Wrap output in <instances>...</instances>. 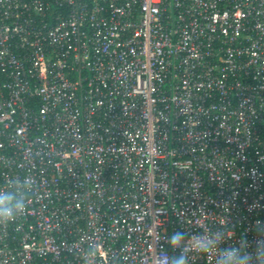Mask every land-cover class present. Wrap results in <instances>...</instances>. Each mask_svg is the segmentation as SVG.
Returning a JSON list of instances; mask_svg holds the SVG:
<instances>
[{
    "label": "built area",
    "instance_id": "2783aa9c",
    "mask_svg": "<svg viewBox=\"0 0 264 264\" xmlns=\"http://www.w3.org/2000/svg\"><path fill=\"white\" fill-rule=\"evenodd\" d=\"M0 264H156L264 239V0H0ZM191 264H215V251Z\"/></svg>",
    "mask_w": 264,
    "mask_h": 264
},
{
    "label": "clouds",
    "instance_id": "9594fccd",
    "mask_svg": "<svg viewBox=\"0 0 264 264\" xmlns=\"http://www.w3.org/2000/svg\"><path fill=\"white\" fill-rule=\"evenodd\" d=\"M34 190L29 178H13L7 181L6 187H0V224L15 221L22 216L31 203ZM257 230L264 234V226L257 222ZM231 238L224 231H217L203 238L196 235L186 237L181 231H176L165 237L166 243L175 250V255H169L161 248L156 264H191L192 254L196 251H215V264H264V239L255 242V249L248 251L249 244L241 239L237 245L222 247Z\"/></svg>",
    "mask_w": 264,
    "mask_h": 264
}]
</instances>
